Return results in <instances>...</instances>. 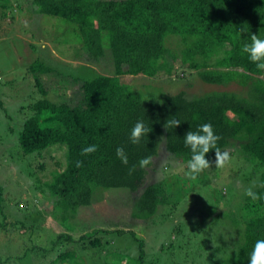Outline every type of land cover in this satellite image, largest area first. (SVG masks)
<instances>
[{
	"label": "trees",
	"instance_id": "trees-1",
	"mask_svg": "<svg viewBox=\"0 0 264 264\" xmlns=\"http://www.w3.org/2000/svg\"><path fill=\"white\" fill-rule=\"evenodd\" d=\"M24 1L0 0V16L6 17L8 12L14 15V4ZM32 3L34 8L28 9L31 13L25 24L37 35L42 28L33 22L43 15L64 19L78 36V41L70 45L73 56L81 62L53 61L52 54L48 57L44 51L23 64L22 70L33 76V89L24 92L27 100L18 114L25 113V117L12 118L9 129L17 150L16 161L24 162L27 177H35L40 183L35 186L40 191L35 202L41 201L46 190L51 189L55 199L46 212L68 228H74L70 215L90 205L97 190L125 189L136 193L133 218L154 220L160 204L168 199L166 180L153 182L150 178L151 159L160 155L161 146L165 145L179 164L187 166L191 152L184 145V136L208 123L219 137L217 147L221 153L227 152V161L237 163L246 183L245 192L252 188L258 196L252 200L244 195L242 203L236 204L237 196L242 194L238 184L234 194L227 186V195L221 187L214 190L230 213L223 218L222 214L215 216L211 224L218 225L216 230L220 233L223 226L222 234L229 233L224 223L230 222L234 228L231 258L226 264H248L256 240L264 239V71L258 70L246 54L242 55L241 48L251 42L253 34L264 39V0H32ZM33 46L36 49L35 43ZM104 62L111 73L87 76L90 65ZM58 63L62 65L58 67ZM180 70L182 73L193 70L207 83L228 86L237 81L246 89L242 93L216 90L192 96L187 88L174 94L155 83L151 84V91L135 89V83L141 79H154L161 72L173 75ZM193 71L190 74L197 75ZM51 74L62 82H58L62 91L57 99L50 98L43 80ZM0 104L3 106L2 100ZM173 119L180 121L177 127L166 128L167 121ZM137 121H143L149 133L140 144L133 145L129 136ZM91 144L97 145V151L82 155V149ZM56 145L62 148L55 151H63L65 158V162L61 157L57 162L65 164V169L53 170V179L43 181L37 176L33 157L52 154L45 150ZM118 147L124 148L127 165L116 156ZM143 158H150V164L141 168L139 161ZM207 159L210 167L216 166L215 150L207 154ZM40 166L45 167L42 163ZM0 192L2 206L7 204L5 190ZM181 200L178 194L176 203ZM16 205L20 213L3 218L4 232L9 233L8 216L15 218L14 224L22 225V233L38 230L39 223L46 219L45 212L36 203L30 213H23L20 204ZM113 230L120 234L133 232L95 228L80 237L82 247L103 249L100 235L106 236ZM73 240L72 235L60 234L44 248L33 241L31 246H25L24 254L18 248L12 252L17 245L9 240L14 248H9L7 256L11 261L22 259L26 250L31 249L28 256L42 263V255L56 253L44 264H82L77 252L66 247ZM137 240L140 250H144L145 241ZM212 242L216 251L220 243ZM203 249L205 254L208 250ZM209 255L214 258V253ZM2 259L0 256V263ZM199 261L206 264L202 258Z\"/></svg>",
	"mask_w": 264,
	"mask_h": 264
},
{
	"label": "rangeland",
	"instance_id": "rangeland-1",
	"mask_svg": "<svg viewBox=\"0 0 264 264\" xmlns=\"http://www.w3.org/2000/svg\"><path fill=\"white\" fill-rule=\"evenodd\" d=\"M14 6L16 10L14 15V12H8V16H0V100L3 102V106L0 104V191L5 190L3 196L7 203L2 202L3 205L0 206V256L1 259L3 257L0 264H11L12 261V264H44L48 259H53L56 253L42 255L43 263L28 256V251L30 252L31 249L26 250L27 254L22 259L16 257L18 260H9L8 250L14 248L9 244V240L15 242L13 245H17L12 252H16L15 249L18 248L24 254L25 246H31V242L35 241L43 248L48 247L50 240L57 239L60 234L74 237L66 247L77 252L78 260L82 261V264H199V258H202L206 264H218L219 260H221L219 264H226L231 258L229 252L234 242L232 237L234 228L230 222L224 223L226 230L227 227L229 230L225 235L222 234L223 226L221 233L217 232L218 225H212L210 221L219 214H222L220 218H223L224 214L230 213V208L223 205V202L214 195L215 189L221 187L224 195H227V186L230 193L234 194L238 184L242 188L240 191L242 194L237 196L236 204L242 203L244 198L246 183L243 182V175L239 173L234 160L226 161L223 167L211 166L206 174L201 173L193 181L185 175L187 166L179 164L167 151L165 145H162L161 154L151 159L152 165L149 169L153 182L166 180L165 195L168 202L160 204L156 218L148 222L133 218L136 193L125 189L97 190L90 205L82 206L77 213L70 215L74 228H68L61 220L46 212L55 199L51 189L46 190L41 201L35 202L40 192L36 187L40 183L35 177L33 179L27 177L28 172L25 171L27 165L24 162L16 161L17 150L11 142L13 133L9 129L12 118L22 120L25 117V113H18L21 105L27 100L24 92L33 89V76L22 70L23 64L35 60L40 54L45 53L44 51L48 53V57L52 54L53 61L63 60L78 64L81 62L73 56L74 51L70 45L78 41V36L64 19L41 15L40 20L33 22L37 28L40 26L42 28L38 31L39 35H35L34 29L25 24L31 13L27 12L28 9L34 8L32 0L15 3ZM33 43L36 44V49ZM60 65L62 64L58 63V67ZM90 66V74L87 76L111 73L106 62L98 65L94 63ZM181 71L173 75L161 72L154 79H138L135 89L151 91V84L155 83L174 94L187 88L191 96L216 90L242 93L246 89L237 81L228 86L207 83L193 70H187L185 73ZM192 71L197 75H191ZM178 75L183 79L180 80ZM43 80L49 89L50 98L57 99L61 89L59 85L62 84L60 77L51 74L47 78L45 76ZM142 82L144 86L140 85ZM59 148L62 147L52 146L45 150L46 153L52 152V154L33 157L37 176L43 181L53 179V170L65 169V164L57 162L60 157L65 162L63 151H55ZM40 163L45 167L42 168ZM178 194L182 196V200L177 204ZM34 203L40 211L45 212L43 218H46L39 223L38 230L31 234L22 233V225L19 222L14 224L15 218L8 216L9 233L4 232L6 229L2 227L4 226L2 223H5V216L20 213L16 204H20L18 206L23 209V213H30L35 208ZM204 218L209 221H205ZM95 228L124 229L133 232L126 231L120 234L118 230H113L106 235L107 237L100 235L104 244L103 249L92 248L90 245L83 248L80 237ZM137 239L145 241L144 250H140ZM212 241L220 243L216 251L212 249L215 247ZM202 246L205 251L208 250L205 254ZM200 253H203L202 257ZM209 253H214V258ZM97 261L99 262L96 263Z\"/></svg>",
	"mask_w": 264,
	"mask_h": 264
},
{
	"label": "clouds",
	"instance_id": "clouds-1",
	"mask_svg": "<svg viewBox=\"0 0 264 264\" xmlns=\"http://www.w3.org/2000/svg\"><path fill=\"white\" fill-rule=\"evenodd\" d=\"M241 53L246 54L247 58L256 65L258 70L264 71V39L257 35H251V42L243 44ZM180 123L178 119L168 120L165 127H177ZM149 130L143 121H137L131 129L129 140L133 145L140 144L145 135H148ZM219 137L215 134L211 124L205 123L199 125L196 131H188L184 136V145L190 149L191 158L187 161V171L185 175L190 180H196L198 176L210 167V161L207 159V154L215 150L216 153V167H223L225 162L229 159L227 152L221 153L217 147ZM97 151V145L91 144L82 149V155H89ZM116 156L120 161L127 165L129 163L128 156L124 148L118 147L116 149ZM150 164V158H143L139 161V166L144 168ZM245 196L256 200L258 198L252 188H249ZM248 264H264V239H257L252 251L249 254Z\"/></svg>",
	"mask_w": 264,
	"mask_h": 264
}]
</instances>
